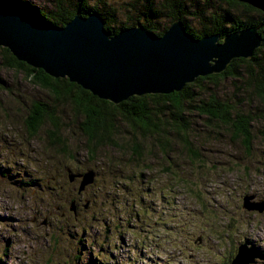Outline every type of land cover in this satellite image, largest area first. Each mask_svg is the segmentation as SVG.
Segmentation results:
<instances>
[{"label":"rangeland","instance_id":"374dc122","mask_svg":"<svg viewBox=\"0 0 264 264\" xmlns=\"http://www.w3.org/2000/svg\"><path fill=\"white\" fill-rule=\"evenodd\" d=\"M24 1L43 20L55 10L53 0ZM129 1H105L116 10L115 27L142 23ZM188 5L195 15L225 6L217 0ZM169 24L161 17L159 30ZM189 25L197 28L199 22ZM238 73L204 81L197 94L213 92L238 110L264 114L247 69ZM33 100L54 106L63 152L49 142L47 121L33 135L24 127ZM162 115L169 118L167 111ZM186 115L197 158L173 132L164 154L154 135H142L118 118L109 140L89 152L82 116L69 100L0 65V264H229L242 241L264 249V210L240 206L243 194L264 198V119L251 122L254 138L246 153L221 123ZM66 167L93 170V183L75 195ZM70 199L74 215L67 209Z\"/></svg>","mask_w":264,"mask_h":264},{"label":"water","instance_id":"95a60500","mask_svg":"<svg viewBox=\"0 0 264 264\" xmlns=\"http://www.w3.org/2000/svg\"><path fill=\"white\" fill-rule=\"evenodd\" d=\"M237 1L264 12V0ZM260 26L248 25L221 38L217 33L194 38L173 20L160 35L141 25L109 35L95 12L73 14L64 25L55 26L33 10L0 1V47L16 60L50 77L66 78L114 104L131 95L178 91L197 76L220 72L232 59L251 57L261 44ZM65 176L68 183L76 180L74 191L79 195L93 183L95 173L91 169L71 172L66 167ZM87 204L84 199L81 207ZM240 206L261 213L264 198L243 194ZM67 209L75 214L74 199L68 201ZM233 255L229 264H264V249L247 241L239 243Z\"/></svg>","mask_w":264,"mask_h":264},{"label":"trees","instance_id":"16d2710c","mask_svg":"<svg viewBox=\"0 0 264 264\" xmlns=\"http://www.w3.org/2000/svg\"><path fill=\"white\" fill-rule=\"evenodd\" d=\"M90 1L94 3L90 4ZM105 1L53 0L55 10L46 16L47 20H44L55 26H62L73 14L86 16L90 12H95L102 19L103 29L109 35L129 27L127 21H122L120 26L115 27L116 10ZM136 1H129V6L142 16V23L139 25L152 34L160 35L166 28L163 26L159 30L161 17L170 20V23L173 20L179 21L184 30L194 38L211 33H217L221 38L228 32L261 23L258 30L261 44L251 57L232 59L220 72L197 76L192 81L185 83L178 91L166 94L131 95L116 104L91 95L90 92L69 82L66 78L50 77L41 69L33 68L16 60L4 47H0V65L4 68L23 71L32 83L48 90L55 98L69 100L73 108H76L82 116L80 128L85 134L89 152L109 140V135L115 126V118H118L127 122L130 127H133V130L139 131L142 135H154L160 152L164 154H167L170 149V133L173 132L181 146L187 149L192 157L197 158V152L191 149V140L189 139L190 122L186 115L189 112L203 116L208 122L221 123L227 128L231 140L238 141L244 151L249 152L254 138L251 132V122L263 120L264 114L255 116L250 111L238 110L235 105L220 100L213 92L205 95L200 94L201 96L197 93L204 81L215 83L216 78L219 77H237L239 69L245 67L252 83L253 98L261 101L264 109V57L260 55V49L264 47V37L261 35L264 31V12L237 0H217L224 3L225 6L214 9L210 13L202 12L199 15L190 11L188 0H141L137 9ZM3 2L13 7L33 10L37 14V11L30 7V3L24 0ZM195 18L199 22L197 28L189 25L190 20ZM166 111L169 118L161 117ZM54 112V106L33 100L29 104L23 124L27 132L33 135L38 127L47 121L50 126L46 130L49 142L58 145L60 152H63L64 139L58 133V116ZM138 149V144L134 143V155L140 158Z\"/></svg>","mask_w":264,"mask_h":264},{"label":"flooded vegetation","instance_id":"af4514ba","mask_svg":"<svg viewBox=\"0 0 264 264\" xmlns=\"http://www.w3.org/2000/svg\"><path fill=\"white\" fill-rule=\"evenodd\" d=\"M72 183H75V185H76V180H74ZM254 199H259V198L258 197L255 198V196H254Z\"/></svg>","mask_w":264,"mask_h":264},{"label":"bare ground","instance_id":"6f19581e","mask_svg":"<svg viewBox=\"0 0 264 264\" xmlns=\"http://www.w3.org/2000/svg\"><path fill=\"white\" fill-rule=\"evenodd\" d=\"M259 30V29H258Z\"/></svg>","mask_w":264,"mask_h":264}]
</instances>
